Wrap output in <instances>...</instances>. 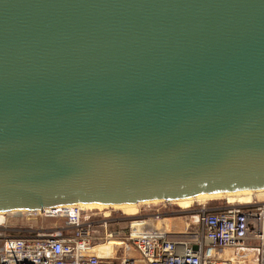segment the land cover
<instances>
[{"label": "water", "instance_id": "1", "mask_svg": "<svg viewBox=\"0 0 264 264\" xmlns=\"http://www.w3.org/2000/svg\"><path fill=\"white\" fill-rule=\"evenodd\" d=\"M264 189V0H0V211Z\"/></svg>", "mask_w": 264, "mask_h": 264}, {"label": "built area", "instance_id": "2", "mask_svg": "<svg viewBox=\"0 0 264 264\" xmlns=\"http://www.w3.org/2000/svg\"><path fill=\"white\" fill-rule=\"evenodd\" d=\"M190 212L194 222L174 232L153 224L166 219L159 211L126 230L124 217L79 203L0 211V264H101L120 246L121 264H235L227 249L241 258L250 250L264 264V200L201 204ZM102 246H113L112 254H102Z\"/></svg>", "mask_w": 264, "mask_h": 264}, {"label": "rangeland", "instance_id": "3", "mask_svg": "<svg viewBox=\"0 0 264 264\" xmlns=\"http://www.w3.org/2000/svg\"><path fill=\"white\" fill-rule=\"evenodd\" d=\"M240 196H247L246 193L242 194H228L224 196H203L202 198L198 200H182V201H170V200H157V201H151V202H141L139 205L137 204L134 207H92L93 209H100L103 212H114L117 213V215H120L124 217L122 219L125 223L121 224L123 229H128V227L131 224V221H142L151 218V216L154 213H157L158 211L163 213L166 219L164 220H155L152 221L154 225L160 226V225H166L169 229L172 228V222L174 221H182L185 224L189 222H193L195 218H192V213L190 212V209H197L201 204H209V205H224L229 203H234L237 201H241L239 199ZM254 199L264 200V193L254 194ZM205 201V202H204ZM84 208H90V207H84ZM134 209L133 212L134 215H129L126 213H123V210H131ZM116 211V212H115ZM191 213V214H190ZM117 252V256L113 258L111 261H103L101 264H121V257L124 254V247L120 246ZM114 250L113 248H107L103 250L102 254H112ZM132 255L133 256H139V253L135 251L133 248ZM253 260V259H252Z\"/></svg>", "mask_w": 264, "mask_h": 264}, {"label": "bare ground", "instance_id": "4", "mask_svg": "<svg viewBox=\"0 0 264 264\" xmlns=\"http://www.w3.org/2000/svg\"><path fill=\"white\" fill-rule=\"evenodd\" d=\"M242 193H246L247 196H240L239 199H241V201H237L234 203H245V202H249L253 199L254 194H259V193H264V189H245V190H236V191H223V192H218V193H201L192 197H186V198H180V199H174V200H170V201H182V200H198L200 198H202L203 196L209 195V196H224L228 194H232V195H236V194H242ZM151 201H157V199H153V200H146V201H139L137 203H100V202H96V203H79L81 206L83 207H122V206H127V207H134L137 204L139 205V203L141 202H151ZM205 202V201H204ZM134 209L131 210H123V213L129 214V215H134L135 213L133 212ZM135 225H141V223L134 221ZM107 248H113V246H102L100 247V252L102 253L103 250L107 249Z\"/></svg>", "mask_w": 264, "mask_h": 264}, {"label": "crops", "instance_id": "5", "mask_svg": "<svg viewBox=\"0 0 264 264\" xmlns=\"http://www.w3.org/2000/svg\"><path fill=\"white\" fill-rule=\"evenodd\" d=\"M188 223L190 222L188 221ZM188 223L185 224V222L183 223L182 221H174L172 222V228L170 230L174 232L184 231L187 228ZM251 253L252 252L250 250H247L245 255L246 258H241L242 256H239L235 249H227L225 251V256L234 259L235 264H256V261L253 259V257H251L252 256ZM140 264H147V263L141 261Z\"/></svg>", "mask_w": 264, "mask_h": 264}]
</instances>
